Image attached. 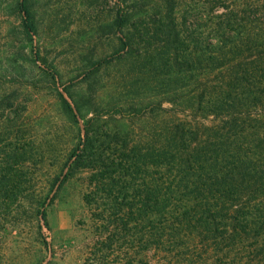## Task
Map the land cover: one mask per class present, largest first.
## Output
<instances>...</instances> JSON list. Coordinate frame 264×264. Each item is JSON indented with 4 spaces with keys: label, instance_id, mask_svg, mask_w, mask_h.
Wrapping results in <instances>:
<instances>
[{
    "label": "trees",
    "instance_id": "trees-1",
    "mask_svg": "<svg viewBox=\"0 0 264 264\" xmlns=\"http://www.w3.org/2000/svg\"><path fill=\"white\" fill-rule=\"evenodd\" d=\"M213 10L196 9L190 22L186 14L184 38L173 22L171 62L158 42L162 24L133 23L124 45L148 65L139 73H170L153 93L119 105L131 124L140 121L139 135L108 132L101 115L85 120L68 176H79L96 238L91 264H104L116 237L138 233L140 264L180 251L196 254L194 264H264V0ZM41 214L49 227L45 206Z\"/></svg>",
    "mask_w": 264,
    "mask_h": 264
},
{
    "label": "rangeland",
    "instance_id": "rangeland-1",
    "mask_svg": "<svg viewBox=\"0 0 264 264\" xmlns=\"http://www.w3.org/2000/svg\"><path fill=\"white\" fill-rule=\"evenodd\" d=\"M245 1L0 0V264H91L87 247L96 238L83 217L88 213L77 191L79 176H68L85 120L101 115L108 132L131 129L139 135L140 121L131 124L119 105L153 93L155 81L170 74L139 73L148 65L133 55L137 47L124 45L133 23L140 17L153 26L161 23L159 46L170 55L175 41L173 31L168 37L167 32L173 22L184 38L186 14L190 22L203 6L220 14ZM21 3L35 34L25 28ZM139 237H116L104 264H140L134 253ZM174 253L157 264L198 260L196 254Z\"/></svg>",
    "mask_w": 264,
    "mask_h": 264
}]
</instances>
